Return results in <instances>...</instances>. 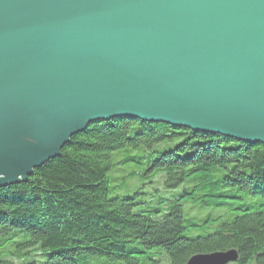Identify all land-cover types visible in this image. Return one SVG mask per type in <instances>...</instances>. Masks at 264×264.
<instances>
[{"label": "water", "instance_id": "water-1", "mask_svg": "<svg viewBox=\"0 0 264 264\" xmlns=\"http://www.w3.org/2000/svg\"><path fill=\"white\" fill-rule=\"evenodd\" d=\"M115 117L264 145V0H0V187Z\"/></svg>", "mask_w": 264, "mask_h": 264}, {"label": "trees", "instance_id": "trees-1", "mask_svg": "<svg viewBox=\"0 0 264 264\" xmlns=\"http://www.w3.org/2000/svg\"><path fill=\"white\" fill-rule=\"evenodd\" d=\"M228 249L231 264H264L259 142L115 117L0 187V264H185Z\"/></svg>", "mask_w": 264, "mask_h": 264}, {"label": "rangeland", "instance_id": "rangeland-1", "mask_svg": "<svg viewBox=\"0 0 264 264\" xmlns=\"http://www.w3.org/2000/svg\"><path fill=\"white\" fill-rule=\"evenodd\" d=\"M127 170H129V169H127ZM135 184H134V182L133 181H131V183H130V189L131 190H133V188H135V186H134ZM145 187H148V186H145ZM143 189H145V188H143ZM147 190V189H146ZM216 211H218L217 209H215ZM202 213H204V212H200L199 213V215H202ZM217 214V213H216ZM153 259L154 260H157L158 259V256H157V254L153 257ZM165 259V258H164ZM123 264V262L122 261H115V260H113V261H105V260H98V261H96V264ZM167 263V262H166ZM165 263V264H166ZM145 264H151V262L150 261H148V262H146ZM158 264H164V262H162V261H160ZM227 264H231V262H229V263H227Z\"/></svg>", "mask_w": 264, "mask_h": 264}]
</instances>
